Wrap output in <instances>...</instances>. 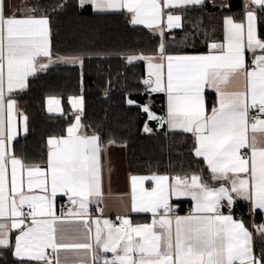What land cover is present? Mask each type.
<instances>
[{
	"label": "snow or ice",
	"instance_id": "snow-or-ice-1",
	"mask_svg": "<svg viewBox=\"0 0 264 264\" xmlns=\"http://www.w3.org/2000/svg\"><path fill=\"white\" fill-rule=\"evenodd\" d=\"M206 2L78 0L79 7L91 6L94 12L125 10L131 24L160 35L152 55L125 59L147 61L145 91L165 95L166 115L157 116L148 104L131 99L127 103L141 107L162 128L190 133L193 155L203 159L211 180L219 182L212 186L199 172L132 175L131 212L151 213L153 219L133 224L129 216H122L117 224L89 215V205L103 198L106 145L98 133L82 130V96L69 98L77 109L75 123L66 135L47 139L43 164L28 163L15 154L18 116L23 131L29 130L15 96L28 88L30 77L57 61L51 51L49 17L36 6L19 13L18 5L0 0V251L12 249L20 264H264V249L254 250L253 232L231 214L237 200L249 202L253 212L264 211V35L257 30L258 22H264V0H247L241 18L225 16L223 40L212 41L207 54L169 51L168 35L183 28V13L176 10L203 8ZM63 62L83 66L84 57ZM206 89L217 95L210 111ZM46 103L49 112H62L59 98L48 97ZM144 131H152L147 123ZM58 193L69 200L67 213L60 215L55 206ZM181 197L195 202L187 216L174 213L171 201ZM225 207L228 214L222 211ZM69 218L81 222L83 238L67 241L62 225ZM255 231L264 236V223ZM68 251L87 258L62 260L60 253Z\"/></svg>",
	"mask_w": 264,
	"mask_h": 264
},
{
	"label": "trees",
	"instance_id": "trees-1",
	"mask_svg": "<svg viewBox=\"0 0 264 264\" xmlns=\"http://www.w3.org/2000/svg\"><path fill=\"white\" fill-rule=\"evenodd\" d=\"M241 0H230L231 8L190 7L183 9V28L167 37L169 51L205 52L212 41L223 36V18L243 15ZM31 5L50 20L51 46L54 55L82 56L79 63L51 64L47 71L30 77L29 86L17 95L22 111L28 117V132L13 142L15 154L26 162L44 163L47 139L66 133L75 113L68 103L71 95L81 94L84 106L81 122L87 133H98L103 143L115 141L127 147L128 165L133 173L169 172L173 175L199 172L205 179L210 172L202 158L192 153L193 137L182 131H166L157 121L149 120L142 108L129 105L128 99L143 105L153 99V113L163 109L164 98L145 92L147 79L144 61L128 63L126 57L153 54L161 37L146 27L133 26L127 12H94L89 6L79 7L78 0H31ZM63 7H59V6ZM40 12H37L39 15ZM200 26L194 28L193 25ZM258 33L264 35V22H258ZM188 36L187 40H182ZM174 38V39H173ZM208 107L215 102L207 93ZM62 98L63 114L46 110L48 96ZM161 106V107H160ZM147 126L151 132H145ZM238 209H248L238 201ZM183 209V208H182ZM135 221L147 220L144 216ZM262 219L258 214L257 222ZM247 220V218H246ZM254 250L264 249V237L255 234ZM0 264H20L12 249L0 251ZM37 264V262H30Z\"/></svg>",
	"mask_w": 264,
	"mask_h": 264
},
{
	"label": "crops",
	"instance_id": "crops-1",
	"mask_svg": "<svg viewBox=\"0 0 264 264\" xmlns=\"http://www.w3.org/2000/svg\"><path fill=\"white\" fill-rule=\"evenodd\" d=\"M30 1L31 0H7V3L10 6L11 5H18L19 6V13H23L25 11L26 7L27 8L32 7ZM245 1H247V0H241L240 1L241 5H242V9H243V5H244ZM222 3H227L230 5V0H207V2H206V4L210 7L226 9V8L221 7ZM89 7L91 8V6H89ZM228 8H231V6ZM12 11L16 12L17 9L13 7ZM120 11L126 12L125 10H120ZM120 11H111V12H120ZM176 11L178 13L182 12V10H180V9H177ZM228 15H233V14H228ZM182 18H183V15H182ZM133 26H136V25H133ZM137 26L145 27L144 25H137ZM222 40H223V36L217 42L222 41ZM50 41H51V33H50ZM51 51H52V46H51ZM208 51H209V49L207 51L205 50V52H196V53L186 52V54H207ZM144 55H152V54H144ZM70 57H76V56H70V55L64 56V55H54L53 54V59L57 61L56 63H53V64L71 63V62H63V58H70ZM251 60H252V54L248 53L247 54V62L250 64ZM144 62L146 63L145 64L146 75L148 78L147 61H144ZM239 86L241 88L243 87L242 78L239 82ZM21 93L22 92H20L19 94H21ZM207 93H213L214 94V97H215L214 105H215L216 101H217V95L215 93V90L214 89H206L205 90L206 102H207V95H208ZM158 94L164 98V103L162 106L163 109L161 112H163V111L166 112V110H167L166 97L163 93H158ZM53 96H48V97H53ZM76 96H82L83 97V95L78 94V95H71V96H69V98L70 97H76ZM48 97L46 98V102H47ZM54 97H57L60 99V108L62 109V112H60V111H56V112H49L48 111V112L51 114H63L64 106H63L62 98L59 96H54ZM69 98H68V103H69ZM15 99L17 101V107H18L19 111L21 113H23L24 115H26L24 113V111H22V108L19 105L17 95L15 96ZM69 105L71 106L70 103H69ZM83 106H84V97H83ZM212 107H208V104H207V108L209 111L211 110ZM46 108H47V103H46ZM71 109H73V111L77 110V109H74L72 106H71ZM76 115H77V113H75V116ZM81 116H82V113H80V117ZM73 123H75V118H74V121L68 125V127L70 125H72ZM81 124H82V122H81ZM17 128H18L17 138L20 136H24L26 134L23 131L21 118L19 116L17 117ZM164 128L166 129L167 132L172 131V130H169L167 126H165ZM82 130L85 131L84 127ZM176 131H179V130H176ZM88 134H91V133H88ZM63 135H66V133ZM63 135H60V136H63ZM105 145H106V151L102 155L103 178H104L103 198L99 202H93L89 205V215L93 219H95L96 217H99L101 220L108 219L114 223H116L115 218L117 215L129 216L133 224L151 223L152 219H153L151 213H133V212H131V208H130V177L132 175L147 176V175H152V174L169 175V176H175V175H173L169 172L133 173L130 171V168L128 165V152H127L126 145L123 143H118V142H115L114 144H111V145H109L108 143H105ZM28 163H30V162H28ZM38 164H43V163H38ZM210 175H209V178L206 179L209 182V184L212 186H219V182L211 180ZM146 186H151V183L149 182ZM36 191H38V190H36ZM62 200H68V197L62 193H58L56 200H55V206H56V211H57L58 215H60L61 213H67V211H68V209L64 210V211L60 210L59 203ZM238 201L244 202L246 205H248V209H250L249 202L243 201V200H237L236 203L234 204V206H237ZM171 203L175 206L174 207V213L176 215H179V216H187L190 213H192L193 208H194V204H195V202L192 201L190 197H181L179 199L173 198ZM183 206L189 207L190 211L189 212L183 211L182 210ZM99 209L103 210L102 213L99 211ZM255 212L257 214H260L262 216V219L259 222L256 221L253 228L251 226L252 224L249 223L248 219L247 220L245 218L240 219V218H236L235 216H233L234 219H240L245 224V226L248 227L249 230L253 232V237L255 236V234H259L257 231H255L256 226L264 223V211L257 209V210H255ZM225 214H228V213L225 212ZM137 216H144L147 218V220L135 221L133 217H137ZM92 227L94 228L95 225H92ZM62 228L64 229V234H65V237H66L68 242H71V239L75 238V237L83 238L84 233H83V229L81 227V222L79 220H73V219L69 218L62 225ZM78 229H79V231H77ZM14 234H13V240H14ZM253 242H254V238H253ZM47 251L50 252L51 250L49 249ZM108 255L110 256L111 254H108ZM60 257L62 260L65 257H67L70 262L71 261H78L80 259H86L87 258L84 256V254L82 252L78 253V252H74V251L61 252Z\"/></svg>",
	"mask_w": 264,
	"mask_h": 264
},
{
	"label": "built area",
	"instance_id": "built-area-1",
	"mask_svg": "<svg viewBox=\"0 0 264 264\" xmlns=\"http://www.w3.org/2000/svg\"><path fill=\"white\" fill-rule=\"evenodd\" d=\"M247 1H245V3H246ZM144 90H145V88H144ZM146 92V91H145ZM146 93H148V92H146ZM149 95H151V94H153V93H148ZM166 115V112H161V113H159L158 114V116H160V117H164ZM252 115H255V111H253L252 112ZM158 122V121H157ZM158 124L160 125V123L158 122ZM59 208H60V210L61 211H64V210H67L68 208H69V200H62V201H60V203H59ZM183 211H187V212H189L190 211V208L189 207H187V206H183V209H182ZM222 211L225 213H228V209L225 207V208H223L222 209ZM231 214L233 215V216H235L236 218H240V219H248V221H249V223L250 224H252L251 226H252V228L254 227V224L256 223V221H257V216H258V214L256 213V212H253V211H251L250 209H242V208H239L238 209V207H236V206H233V208H232V211H231ZM117 217H122L121 215H117L116 216V218H115V222L118 224L120 221L119 220H117ZM254 230V229H253Z\"/></svg>",
	"mask_w": 264,
	"mask_h": 264
},
{
	"label": "rangeland",
	"instance_id": "rangeland-1",
	"mask_svg": "<svg viewBox=\"0 0 264 264\" xmlns=\"http://www.w3.org/2000/svg\"><path fill=\"white\" fill-rule=\"evenodd\" d=\"M146 64V63H145ZM147 72H148V68H147ZM134 101V100H133ZM148 104L151 106V111L153 110V99L151 98V96L149 97V99L146 101V103H144L143 105ZM161 107V106H160ZM74 113H77V110H74Z\"/></svg>",
	"mask_w": 264,
	"mask_h": 264
},
{
	"label": "water",
	"instance_id": "water-1",
	"mask_svg": "<svg viewBox=\"0 0 264 264\" xmlns=\"http://www.w3.org/2000/svg\"><path fill=\"white\" fill-rule=\"evenodd\" d=\"M182 24H183V18H182ZM157 115V113H155Z\"/></svg>",
	"mask_w": 264,
	"mask_h": 264
},
{
	"label": "bare ground",
	"instance_id": "bare-ground-1",
	"mask_svg": "<svg viewBox=\"0 0 264 264\" xmlns=\"http://www.w3.org/2000/svg\"><path fill=\"white\" fill-rule=\"evenodd\" d=\"M157 116H158V114H157Z\"/></svg>",
	"mask_w": 264,
	"mask_h": 264
}]
</instances>
